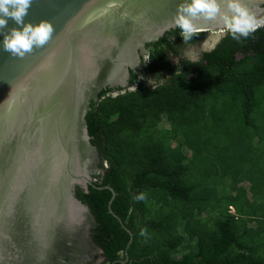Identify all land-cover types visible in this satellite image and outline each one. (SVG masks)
I'll return each instance as SVG.
<instances>
[{"label": "trees", "instance_id": "trees-1", "mask_svg": "<svg viewBox=\"0 0 264 264\" xmlns=\"http://www.w3.org/2000/svg\"><path fill=\"white\" fill-rule=\"evenodd\" d=\"M179 32L152 44L146 75L167 74L165 84L105 88L90 104L95 185L116 190L123 222L109 189H78L97 221L92 240L102 264H264V26L239 42L226 33L198 62L171 63L207 35L184 42Z\"/></svg>", "mask_w": 264, "mask_h": 264}, {"label": "water", "instance_id": "water-1", "mask_svg": "<svg viewBox=\"0 0 264 264\" xmlns=\"http://www.w3.org/2000/svg\"><path fill=\"white\" fill-rule=\"evenodd\" d=\"M181 2L32 0L25 22L48 20L54 32L23 58L2 46L3 33L18 25L9 18L0 29V264L92 259L86 251L94 254L97 221L77 194L97 187L100 155L86 119L90 104L129 76L139 48L176 29L169 24ZM244 3L264 18V0ZM199 23L202 31L225 32L214 21ZM97 188L112 192L109 211L122 222L112 209L116 190Z\"/></svg>", "mask_w": 264, "mask_h": 264}, {"label": "clouds", "instance_id": "clouds-1", "mask_svg": "<svg viewBox=\"0 0 264 264\" xmlns=\"http://www.w3.org/2000/svg\"><path fill=\"white\" fill-rule=\"evenodd\" d=\"M31 3L32 0H0V29L8 24L9 18L18 25L3 33L2 40L4 51L14 57L23 58L34 48L43 47L54 32L53 25L48 20H40L38 23L25 22L24 17L28 14ZM127 15V12L122 13V16ZM200 21L216 22L238 42L264 26V18H257L244 0H182L169 27L178 28L183 41L188 42L203 30ZM135 199L144 200L145 194L140 193ZM143 234L142 230L141 235Z\"/></svg>", "mask_w": 264, "mask_h": 264}, {"label": "flooded vegetation", "instance_id": "flooded-vegetation-1", "mask_svg": "<svg viewBox=\"0 0 264 264\" xmlns=\"http://www.w3.org/2000/svg\"><path fill=\"white\" fill-rule=\"evenodd\" d=\"M263 8H264V5H263ZM176 30H177V28H176ZM200 32L211 33V32H217V31H200ZM165 35H166V33H165ZM168 36L171 40L176 39L175 34H171ZM153 43H155V42H152V41L146 42L143 47H141L137 50V52L135 54V58L133 59V62H132L133 65L128 66L129 76L125 80H121L119 83H117V85L108 86V88H110V90H111V92H110L111 94H113L115 96V95L120 94V93H126L127 91H132V90L139 88L141 85L156 87L160 83L165 84L166 83L165 81L169 80L170 77L167 74H158V75L149 74V75H146L147 66H149L152 62L151 53H152V44ZM189 44H194V43H187V46ZM195 44H198V43H195ZM186 48L187 47L182 49V53L180 56L170 54V56H169L170 62L171 63H178L182 59H186V60H190V61L194 60L195 62H198L199 60L202 59L203 54L206 53V52H204L202 55L199 56L200 58L198 60H196L194 58H190L187 56V52L185 51ZM213 49L214 48H212L211 50H213ZM207 52H209V51H207ZM146 58H148V60ZM160 77L162 79H159ZM154 84L156 86H153ZM90 254H91V250L87 249L86 255H88V256H86V257L88 259H91V258L92 259L90 261H87L86 264H88L89 262H95L100 257L103 259V253L101 252V249L98 248L96 245L94 246V254H92V257H90L91 256Z\"/></svg>", "mask_w": 264, "mask_h": 264}, {"label": "rangeland", "instance_id": "rangeland-1", "mask_svg": "<svg viewBox=\"0 0 264 264\" xmlns=\"http://www.w3.org/2000/svg\"><path fill=\"white\" fill-rule=\"evenodd\" d=\"M226 35V32H221V31H217V32H212L208 35H206L204 41L199 42L198 44H191L189 45L185 51L187 52V56L190 58H194L196 60H198L200 57V55H202L204 52L210 51L212 48L215 47V45ZM150 83V82H149ZM153 86H156L155 84ZM169 127L167 118L164 119L163 123L161 124L160 128L161 129H166ZM188 154L190 153L189 151L187 152ZM218 164V162H216ZM209 165H212V163H209ZM220 165V163H219ZM197 166H200V168L204 167V169H206V167L208 166V161H201ZM214 166V165H213ZM221 166V165H220ZM192 173H196L200 175V171L199 170H193ZM219 184H217L218 187ZM247 190L250 191V186L252 185V181H248L245 182L243 184ZM233 211V209L231 210ZM102 258H98L96 261L97 264H102Z\"/></svg>", "mask_w": 264, "mask_h": 264}]
</instances>
